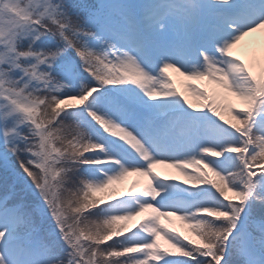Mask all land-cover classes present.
Returning <instances> with one entry per match:
<instances>
[{
  "label": "snow or ice",
  "instance_id": "obj_1",
  "mask_svg": "<svg viewBox=\"0 0 264 264\" xmlns=\"http://www.w3.org/2000/svg\"><path fill=\"white\" fill-rule=\"evenodd\" d=\"M0 169V264H264V0H0Z\"/></svg>",
  "mask_w": 264,
  "mask_h": 264
},
{
  "label": "rangeland",
  "instance_id": "obj_2",
  "mask_svg": "<svg viewBox=\"0 0 264 264\" xmlns=\"http://www.w3.org/2000/svg\"><path fill=\"white\" fill-rule=\"evenodd\" d=\"M97 2H99V0H97ZM168 170H169V172H173L177 169L168 168ZM2 175H3L2 169H0V177H2ZM181 179H184L183 175L181 176ZM127 180H128V178H127ZM0 183H2V181H0ZM124 185L128 186L127 184H124ZM164 223L169 224L170 227H174L179 231H184L185 234L193 236V238H195V234L191 232L188 225L176 217H172L171 221H169L168 219H164ZM161 242L166 244V241L163 239V237L161 238Z\"/></svg>",
  "mask_w": 264,
  "mask_h": 264
},
{
  "label": "bare ground",
  "instance_id": "obj_3",
  "mask_svg": "<svg viewBox=\"0 0 264 264\" xmlns=\"http://www.w3.org/2000/svg\"><path fill=\"white\" fill-rule=\"evenodd\" d=\"M260 39V33H255V34H252V36L246 38V40H259ZM174 76L176 77L177 79V84L178 86H180L183 90V85L181 84V80L183 79L182 77L179 76L178 73H174ZM159 171H167L169 172L168 168L166 166H158V169ZM170 174L172 175H176V176H182V174L179 172V170H175L173 172H169ZM136 177H129L128 180L126 179V181H124V184H127L128 186L131 184V181L133 179H135Z\"/></svg>",
  "mask_w": 264,
  "mask_h": 264
}]
</instances>
